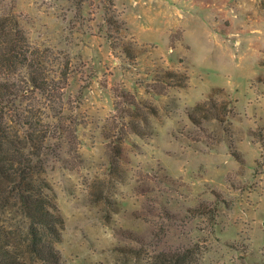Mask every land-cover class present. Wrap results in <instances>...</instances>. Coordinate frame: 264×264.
Here are the masks:
<instances>
[{"label":"rangeland","instance_id":"obj_1","mask_svg":"<svg viewBox=\"0 0 264 264\" xmlns=\"http://www.w3.org/2000/svg\"><path fill=\"white\" fill-rule=\"evenodd\" d=\"M113 2L127 29L109 34L103 0L85 2L81 17L67 0H0V15L13 13L34 46L68 62L56 106L60 122L77 120L78 144L50 137L44 173L64 220L62 264H163L160 252L180 251L185 263L264 264V0ZM161 69L186 72L187 85L157 94L148 84ZM216 88L232 100L230 124H193L189 108ZM120 90L158 115L150 135H125L113 164L104 128ZM15 202L7 186L0 230L14 239L26 222Z\"/></svg>","mask_w":264,"mask_h":264},{"label":"trees","instance_id":"obj_2","mask_svg":"<svg viewBox=\"0 0 264 264\" xmlns=\"http://www.w3.org/2000/svg\"><path fill=\"white\" fill-rule=\"evenodd\" d=\"M81 17L85 2L93 0H67ZM104 20L111 30L118 32L125 21L114 13L113 0H103ZM135 42L124 46L129 59H135ZM49 47L34 46L24 27L13 13L0 15V193L9 186L15 192L17 209L26 221L20 237L14 239L10 232L0 230V264H62L59 248L64 220L58 212L54 192L44 173L47 168L48 139L60 132L61 141L76 148L77 125L75 118L62 120V89L67 83L68 62L60 64ZM188 74L177 69H161L153 75L149 88L157 94L169 87H185ZM39 92L48 102L23 104L21 96ZM115 113L107 118L104 135L109 140L110 160L118 162L122 151L121 141L132 132L139 136L152 133V118L158 115L157 106L150 100H140L133 93L120 90L115 100ZM52 111L48 113L47 111ZM234 113L232 100L223 88H216L207 97L188 110V117L197 126L218 122L230 124ZM53 119V120H51ZM55 119V120H54ZM223 128L229 131L227 126ZM255 135V132H252ZM264 134L258 140L264 157ZM231 138V136H230ZM233 142L229 140V147ZM239 162L243 158L231 150ZM259 164V163H258ZM176 255V256H175ZM163 264H195L197 259L185 263L187 254L160 252Z\"/></svg>","mask_w":264,"mask_h":264}]
</instances>
